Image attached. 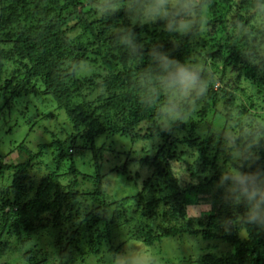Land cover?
I'll use <instances>...</instances> for the list:
<instances>
[{"label":"trees","instance_id":"1","mask_svg":"<svg viewBox=\"0 0 264 264\" xmlns=\"http://www.w3.org/2000/svg\"><path fill=\"white\" fill-rule=\"evenodd\" d=\"M94 2L0 0V120L17 110L23 97L46 95L52 105L51 111L44 112L49 115L29 120L28 133L13 143H18L10 150V154H17L15 162L6 163L0 156L3 264H11L6 260L14 249L12 242L20 253L16 264H51L55 253L61 257L57 264H89L87 257L105 254L107 248L117 252L115 244L127 243L114 240L115 232L121 229L124 235L132 234L146 246L162 244L183 233L203 232L181 226L178 213L186 205L211 199L208 194H222V189L217 188L219 177L224 167L231 170L221 144L216 153L211 152L213 139H202L192 133L188 138L184 136L190 143L199 140L196 157L174 150L179 138L172 131L157 129L162 118L155 108L143 106L135 90L134 77L140 62L129 60L125 50L112 39L111 29L117 20L124 19V12L121 10L111 20H105L94 11ZM255 3L256 0H208L204 15L211 30L200 33L195 40L184 37L179 47L173 46L172 38L161 30L159 22L138 26L135 29L138 42L145 44L142 66L147 64V51L153 43H159L176 59L200 62L211 82L197 109L202 119L210 112L226 111L231 128L239 126L241 130V125L249 123L250 118L264 123V73L243 58L239 43L233 42L228 32L229 22L247 19L255 11ZM248 22L254 24L255 16ZM69 34L70 38H66ZM8 62L16 68L10 71L6 68ZM68 62L78 65L74 73L66 68ZM239 92L242 99L245 94L251 95L249 104L237 103ZM162 102L163 98L158 104ZM234 113L239 117L235 118ZM59 116L63 119L59 127H65L66 119L70 123L71 132L66 139L56 138L51 127ZM42 135H47L48 140L40 138ZM102 138L124 139L133 147L141 140L157 142L151 151L143 147L139 160L129 154L122 166L113 168L127 181H133L135 189L138 187L134 194L107 201L103 179L109 173L104 172L105 164L101 163L104 146L98 145ZM50 147L55 149L56 159L70 164L63 173L46 170L47 164L42 169ZM85 153L96 158L92 173L85 174L77 166L76 158ZM259 156L255 164L242 171L264 167V148L259 150ZM134 163L141 165L135 172L130 169ZM186 166L188 171L183 170ZM186 172L190 179L178 181ZM84 184L94 186L85 192L81 189ZM153 186H159L156 190L160 196L151 197ZM217 201L214 206L218 207L207 216L210 220L225 217L227 209H230L228 218L243 211L233 210L221 198ZM96 202L103 209L110 205L115 209L105 216L100 212L101 206H95ZM43 222H52L56 233V251L52 249L45 255L23 248L29 234ZM208 225L211 226L209 222ZM209 230L204 231V239L218 240L228 244L229 249L220 256L205 255L204 264H264V228L237 225L221 234Z\"/></svg>","mask_w":264,"mask_h":264},{"label":"clouds","instance_id":"2","mask_svg":"<svg viewBox=\"0 0 264 264\" xmlns=\"http://www.w3.org/2000/svg\"><path fill=\"white\" fill-rule=\"evenodd\" d=\"M207 3L208 0H95L92 5L97 15L105 20H111L121 10L124 12V19L117 20L118 23L112 27L111 36L125 50L129 60L140 62L134 77L135 90L143 106L155 108L162 118L159 130L172 131L180 121L196 111L208 94L211 82L206 79V68L200 62L176 59L159 43L150 46L147 64L142 66L145 64V44L138 42L135 29L159 22L161 30L172 38L173 46L179 47L184 37L190 36L195 40L200 33L211 30L212 26L204 15ZM252 16H255V22L249 24ZM228 32L231 40L239 43L243 58L264 73V0H256L255 11L247 19L231 20ZM66 38H70V34ZM77 67L75 62L66 65L73 73ZM161 98L163 102L158 104ZM199 134L201 137L214 135L231 162V170L224 167L217 188L222 189L224 204L233 210L242 208L243 211H236L234 218H225L221 222L224 229L227 231L230 226L237 225L264 228V167L242 171L260 159L259 150L264 148V123L250 118L249 123L241 125L239 132L204 127L200 128ZM154 137L158 139V136ZM140 168L139 163L130 165L133 172ZM112 177L108 175L105 179L109 183ZM189 179L186 172L178 181ZM189 207L198 211L191 218L194 222L210 211L211 203H193L187 209ZM100 212L105 216L111 214L110 209H100ZM190 240V251L202 252L203 241L192 236ZM60 258L55 253L51 264H57ZM102 264H157V256L151 247L126 243L120 252L107 248Z\"/></svg>","mask_w":264,"mask_h":264},{"label":"rangeland","instance_id":"3","mask_svg":"<svg viewBox=\"0 0 264 264\" xmlns=\"http://www.w3.org/2000/svg\"><path fill=\"white\" fill-rule=\"evenodd\" d=\"M6 68H9L10 71L14 70L16 66L8 62L6 64ZM34 82L33 80H31ZM39 87H43L42 83L38 82ZM248 91V90H247ZM240 99H237V103L241 104H249L250 103V94H245L244 98L242 99V93L239 92ZM50 100L46 95H39V96H30V97H23L20 98L19 104L17 105L16 109L13 110L11 115L9 116L8 113L6 114L5 118H2L0 120V156L4 157V161L6 163L15 162L17 154L11 153V151L14 149L13 147L18 143L13 144L15 141H20L26 133H28V126L31 124L28 122L29 120L34 121L37 120L40 116L41 118L47 113L51 111L52 105L50 106L49 101ZM54 103V102H53ZM55 104V103H54ZM239 105V104H238ZM199 109V108H198ZM42 111V112H41ZM228 113L226 111L224 112H210L208 113L207 117L205 119L201 118L200 113L196 110L194 111L190 116L186 117L184 121H181L182 123L179 124V128H175L172 130V133L179 138L178 143L176 146H174V150L177 152H185L190 153L192 157H196V155L199 153V140L193 139L190 143L189 140L184 139V136L188 138V135L190 133L194 134L195 136L202 138V139H213V149L212 153H216L218 146L220 145V142L216 140V137L214 135H210L208 137H201L199 134L200 128L204 127H213L216 129L224 130L228 129L233 132H239V126L236 127H230L228 123H230V120L226 118V115ZM237 114V112H236ZM234 113V117L238 118L239 116ZM264 114V113H263ZM49 115V114H47ZM64 115V113H63ZM236 115V116H235ZM29 118V119H27ZM40 118V119H41ZM66 118V117H65ZM27 119V120H26ZM54 120V119H52ZM63 120L59 117H57L55 123V126H51L54 128L53 133H55L56 138L60 139H66L68 134L71 132V127L68 126L70 123L69 121L63 124L65 127H59V122ZM247 124V122L245 123ZM193 129V132L192 130ZM40 138L44 140H48L47 135H42ZM53 139V138H52ZM99 146H104L102 150V159L101 163H104V172L109 173L108 175H113L112 181L108 183L107 179H103V189L105 191V197L107 201H113L114 198H121L122 196L126 194H134V191L138 189V187L135 189L133 184V181H127L126 177H123L122 175H118L116 171L113 169L116 166H122L123 163L126 161V158L129 154H131L132 159L139 160L142 157V150L143 147L147 151H151L155 146H157V142H153L150 140H141L139 143H137L136 146H130L129 142L124 139H118V138H102L98 141ZM13 148V149H12ZM11 150V151H10ZM47 155L42 161L41 167L42 169L45 168L44 164H47L46 170L49 171H58L63 173L66 171L70 164L66 161L58 160L56 159V152L54 148H49L47 151ZM68 153H72L68 149ZM77 166L83 173H92L95 171L96 167V158L93 157L92 154H83L82 157H77ZM193 159H192V161ZM221 164V163H220ZM198 167H196L197 169ZM44 169V170H45ZM113 169V170H112ZM183 170H187V166L183 167ZM188 171V170H187ZM44 172V171H43ZM40 173L39 176L42 175ZM200 172V171H199ZM189 174V173H188ZM106 176V177H107ZM190 177V174H189ZM94 186V184H84L81 189H84L85 192L91 190V188ZM165 186V183L163 181L162 188ZM159 186H153L150 189V194L152 198L160 196L159 193H157V190ZM217 189V188H216ZM166 190V189H165ZM155 191V192H154ZM177 194H181L179 191ZM211 199L209 200H198L195 204L199 205L200 203H211V209L207 214H204L200 216L198 219H196L194 222L191 220L192 217H195L198 214V211L195 208L188 207L186 205L183 207L184 211L178 213V217L181 221V226L185 227L186 229H189L190 231H203L199 233L192 234L189 233H183V236H179V238L183 237L182 239L179 238H170L165 240L162 244L156 243L152 246H146L144 242H142L140 239H135L134 236L124 235V229L118 230L114 234V240L115 241H127V244H135L137 247H151L153 251L155 252L157 256V264H204L203 258L205 255L213 254L216 256H220L223 252L227 251L229 249L228 244H224L222 242H219L218 240H206L203 238L204 231H208L212 228V231L215 234H221L225 232L224 227L222 226V221L225 218H228L230 209H227L223 215L225 217L222 218H215L214 220H210L207 218L208 215L213 214V209L217 208L218 206H214L217 200L221 198V194L219 193L218 196L216 194H208ZM177 199H181V197H178ZM88 201V200H84ZM83 201V202H84ZM91 203V200L90 202ZM101 206L102 204L100 202H96L95 206ZM130 205H128V208ZM111 213L115 209L113 205H110L109 208ZM130 210H132L130 208ZM187 210V214H186ZM161 218V217H160ZM159 218V219H160ZM67 221V220H66ZM208 222L211 224L208 225ZM180 226V227H181ZM37 230H34L31 234L28 236L27 242L23 245L24 249L31 248L33 251H39L40 254L45 255V253H51L52 249L53 251H56V248L54 246V243L56 241V233L52 229L53 223H46L43 222L37 226ZM234 228L235 226H230V228ZM82 230V229H81ZM210 231V230H209ZM227 232H230V230H227ZM245 234V233H244ZM243 234V235H244ZM190 236L192 237H199L203 241V247L202 252H195L193 253L190 251L191 247V240ZM219 242V243H218ZM15 242H12V247H14L13 251L8 255L6 262L11 264H16L15 262L18 260V257L20 258V253L18 251V248L15 247ZM126 244H123L122 246L115 244V247H118L117 252H120L124 249ZM105 254H100L99 256L93 257H87L86 261L89 262V264H102V258ZM0 264H3V262H0Z\"/></svg>","mask_w":264,"mask_h":264}]
</instances>
